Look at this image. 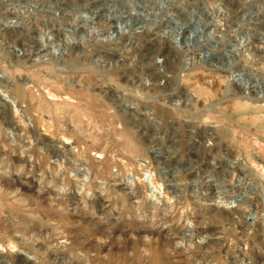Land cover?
<instances>
[{"label": "rangeland", "instance_id": "obj_1", "mask_svg": "<svg viewBox=\"0 0 264 264\" xmlns=\"http://www.w3.org/2000/svg\"><path fill=\"white\" fill-rule=\"evenodd\" d=\"M0 2V264H264V0Z\"/></svg>", "mask_w": 264, "mask_h": 264}, {"label": "bare ground", "instance_id": "obj_2", "mask_svg": "<svg viewBox=\"0 0 264 264\" xmlns=\"http://www.w3.org/2000/svg\"><path fill=\"white\" fill-rule=\"evenodd\" d=\"M46 2V1H45ZM94 2V1H93ZM1 3V2H0ZM59 3V2H58ZM5 4V3H4ZM27 4V3H26ZM45 5V4H44ZM50 5V4H49ZM62 5V4H61ZM68 5V4H67ZM87 5H89V3H87V4H85L84 6H87ZM58 6V5H57ZM2 7V6H1ZM60 7V6H59ZM63 7V6H62ZM26 8V7H25ZM50 8H53V7H50ZM64 8H65V6H64ZM258 8V7H257ZM56 9V8H55ZM146 11V10H145ZM6 15V14H5ZM1 21V20H0ZM8 23V22H7ZM2 24V23H1ZM0 24V25H1ZM5 24H6V22H5ZM3 25L2 27H1V29H0V32H2V31H4L6 28H7V25ZM5 35H6V33H5ZM96 45V44H95ZM41 51V50H40ZM30 53V52H29ZM27 55V54H26ZM29 55V54H28ZM31 56V55H30ZM26 57V56H25ZM24 59H26V58H24ZM29 59V58H28ZM249 67V66H248ZM157 73V72H156ZM155 74V73H154ZM234 80V79H233ZM127 81V80H126ZM125 81V82H126ZM47 82V81H46ZM66 85H67V83H65ZM75 83L74 82H72V84H71V86H72V88H74L73 87V85H74ZM128 84V83H127ZM216 84H217V82H216ZM23 86V88L25 89V87L27 86L26 84H23L22 85ZM144 86H146V85H144ZM69 87V86H68ZM128 87V86H127ZM217 87V86H216ZM70 88V87H69ZM96 88V87H95ZM150 88V86L149 87H147V88H145V89H149ZM28 89V88H27ZM151 89V88H150ZM18 90V96L20 95V89H17ZM41 90V89H40ZM94 89H90L89 91L91 92V91H93ZM99 90H100V88H99ZM102 90H103V87H101V90L100 91H98L99 92V94H97V97H100L101 96V94H103V93H101L102 92ZM107 90V89H106ZM104 91V90H103ZM149 91V90H148ZM104 93H106L105 91H104ZM0 96H2V95H0ZM16 96V95H15ZM18 96H17V98H18ZM102 96H104V94L102 95ZM184 96L185 97H190V98H188V100L187 101H192V105H195V100H193V96H191V95H188V94H185L184 93ZM20 97V96H19ZM112 97H114V99H116V100H112V101H114L113 103H112V106H113V108H116L117 107V109L118 108H120V107H122L123 109H121L122 110V112H123V114H126V113H128L127 111H130V110H128L127 108H126V106H125V102L124 101H122V100H119L118 99V97H116L115 95L114 96H112ZM21 99V98H20ZM1 100L3 101V105H1V107L4 109V108H6L7 110H9V112H11L12 114L14 113V115L18 112L19 113V108H18V101H16V100H14V99H10V96H7V95H5V93H4V95L2 96V98H1ZM111 102V101H110ZM174 103V102H173ZM118 104V105H117ZM176 105V104H175ZM176 107H178V105L176 106ZM183 107V106H182ZM173 108V107H172ZM180 108V107H179ZM188 108V107H187ZM178 109V108H177ZM176 109V110H177ZM5 110V109H4ZM180 110V109H179ZM185 110V109H184ZM187 110V109H186ZM188 111V110H187ZM130 112H132V113H134L135 115H139V111H136V110H132V111H130ZM17 113V114H18ZM140 113H142V111L140 112ZM143 114H144V118H147V117H149V116H151V112L149 111V109H145V111L143 112ZM22 118V117H21ZM136 118V117H135ZM11 118H9V120H10ZM15 119V118H14ZM7 121V120H6ZM14 121V120H13ZM24 121V120H23ZM1 123V122H0ZM12 123V122H11ZM28 125V124H27ZM28 128H29V126H27ZM27 137H28V135H27ZM234 162H236V164L237 165H239V166H241V168L239 169V170H244V166H243V164H241V162H240V159H235V161ZM243 163V162H242ZM242 173V172H241ZM88 178V177H87ZM151 185V184H150ZM149 187V186H148ZM151 188V187H150ZM152 189V188H151ZM150 189V190H151ZM151 194H152V196L153 197H156V194H155V191H152L151 190ZM0 255H3V250H1L0 249ZM28 263H29V260H28Z\"/></svg>", "mask_w": 264, "mask_h": 264}]
</instances>
